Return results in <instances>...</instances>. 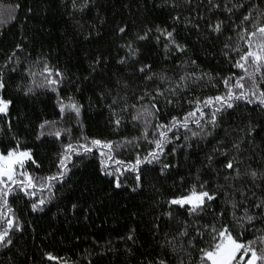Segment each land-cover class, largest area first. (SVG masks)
Masks as SVG:
<instances>
[{
	"label": "trees",
	"instance_id": "obj_1",
	"mask_svg": "<svg viewBox=\"0 0 264 264\" xmlns=\"http://www.w3.org/2000/svg\"><path fill=\"white\" fill-rule=\"evenodd\" d=\"M0 99V264H264V0H0Z\"/></svg>",
	"mask_w": 264,
	"mask_h": 264
},
{
	"label": "rangeland",
	"instance_id": "obj_2",
	"mask_svg": "<svg viewBox=\"0 0 264 264\" xmlns=\"http://www.w3.org/2000/svg\"><path fill=\"white\" fill-rule=\"evenodd\" d=\"M7 104L0 99V114L6 112ZM29 159L27 152H13L6 156H0V179L6 183L13 182L18 177H24V181L29 184L28 178L19 169L22 168L26 160ZM205 196L203 194H193L179 198L174 203L181 206H198ZM1 239V238H0ZM241 245L235 242L230 236H224L217 250L208 253L206 259L209 264H252L255 257L247 256V252L242 250ZM241 254L237 257L238 253Z\"/></svg>",
	"mask_w": 264,
	"mask_h": 264
}]
</instances>
